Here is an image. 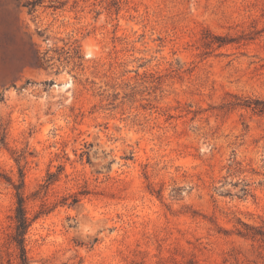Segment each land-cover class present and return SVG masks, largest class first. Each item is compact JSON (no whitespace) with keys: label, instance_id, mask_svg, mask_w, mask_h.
Instances as JSON below:
<instances>
[{"label":"rangeland","instance_id":"1","mask_svg":"<svg viewBox=\"0 0 264 264\" xmlns=\"http://www.w3.org/2000/svg\"><path fill=\"white\" fill-rule=\"evenodd\" d=\"M261 108L264 0H0V264H264Z\"/></svg>","mask_w":264,"mask_h":264},{"label":"trees","instance_id":"2","mask_svg":"<svg viewBox=\"0 0 264 264\" xmlns=\"http://www.w3.org/2000/svg\"><path fill=\"white\" fill-rule=\"evenodd\" d=\"M258 111L263 112L264 108L258 109ZM14 187L16 190V206H15L14 217H13L14 232L11 235L10 239H11V243H13L15 247L18 249L16 264H29L24 243H25V236L28 232V229L31 225L32 220L27 216V213H26L25 198L21 192L22 183L20 185H14ZM76 201L77 200L74 197L73 202L75 203ZM246 229L247 230L245 233H240V234L244 236H250L252 238H256L259 235L264 236L263 233L252 231L253 230L252 227H246ZM261 240L264 242V238L261 237Z\"/></svg>","mask_w":264,"mask_h":264},{"label":"clouds","instance_id":"3","mask_svg":"<svg viewBox=\"0 0 264 264\" xmlns=\"http://www.w3.org/2000/svg\"><path fill=\"white\" fill-rule=\"evenodd\" d=\"M95 231V228L92 226H84L81 228V232L85 237L95 235Z\"/></svg>","mask_w":264,"mask_h":264}]
</instances>
